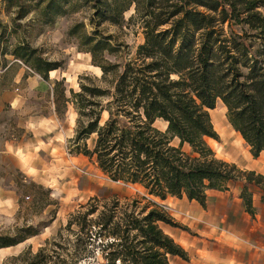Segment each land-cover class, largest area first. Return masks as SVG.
<instances>
[{
	"label": "trees",
	"instance_id": "1",
	"mask_svg": "<svg viewBox=\"0 0 264 264\" xmlns=\"http://www.w3.org/2000/svg\"><path fill=\"white\" fill-rule=\"evenodd\" d=\"M4 2L16 9L14 20L35 12L46 26L78 9L91 11L92 30L77 23L68 36L76 37L78 49L90 55L101 72L100 84L80 76L79 90L69 89L68 97L64 78L50 84L55 112L71 105L77 115L71 141L75 152L93 161L106 178L138 186L161 200L185 197L203 208L208 191H224L242 181L245 212L254 214L249 186L260 188L264 204V176L217 158L206 142L217 139L208 112L221 104L228 124L252 157L264 152V0ZM103 24L133 26L143 41L132 52L113 36L103 35L98 30ZM6 54L44 82L59 68L26 43H17ZM120 55H125L122 62L106 59ZM159 223L174 225L154 203L148 210L136 201L91 198L69 215L64 228L82 247L72 254L74 262L98 264L94 247L102 256L99 264H170L169 257L188 261L187 252ZM37 234L28 227L18 241L0 236V248ZM45 251L40 248L32 264L51 262V257L40 260Z\"/></svg>",
	"mask_w": 264,
	"mask_h": 264
},
{
	"label": "rangeland",
	"instance_id": "2",
	"mask_svg": "<svg viewBox=\"0 0 264 264\" xmlns=\"http://www.w3.org/2000/svg\"><path fill=\"white\" fill-rule=\"evenodd\" d=\"M15 12V8L7 7L4 0H0V236L18 241L28 227L38 234L16 245L0 248V264H32L34 255L43 247L46 251L40 260L52 259L44 264H88L85 260L74 262L72 259V254L82 247L64 227L69 215L91 198H116L121 204L136 201L139 208L147 206L148 210L154 203L172 219L174 225L159 223V227L176 244L183 247L187 240L199 242L198 239H202L204 248L207 251L212 249L217 241L206 235L218 226L216 218L209 216L212 192H208L204 208L185 197L161 200L138 186L110 181L93 161L75 152L71 141L77 115L71 105L62 108L59 114L55 112L50 82L64 78L67 97L69 89L79 90L80 76H88L100 84L97 82L101 77L100 70L92 65L88 53L78 49V39L68 36L70 28L77 23H83L87 32L92 30L88 21L91 11L78 9L76 13L58 18L50 26L42 24L35 12H30L22 20H14ZM261 12L264 13V9ZM131 14L132 9L125 13V21ZM98 30L128 45L132 52L143 41L141 32L133 26L103 24ZM19 42L36 49L43 60L59 66L49 72V82H44L20 61L4 55ZM124 58L125 55L106 56L111 63L122 62ZM108 80H113V76ZM208 113L217 139H207L206 142L215 156L236 165L247 162L252 157L249 147L236 137L237 133L226 120L223 106L218 104ZM45 139L51 144L45 149L48 155L43 151L40 158L36 156L38 166L45 170L42 178L45 184H40L23 173L7 151L14 143L43 148L46 147L42 144ZM86 144L90 149L93 137ZM261 162L264 164L263 159ZM238 226H242L239 221ZM93 254L95 263L103 261L98 248H93ZM201 254L206 256L203 252ZM169 263L200 264L198 260L191 261L189 256L188 261L169 257Z\"/></svg>",
	"mask_w": 264,
	"mask_h": 264
},
{
	"label": "crops",
	"instance_id": "3",
	"mask_svg": "<svg viewBox=\"0 0 264 264\" xmlns=\"http://www.w3.org/2000/svg\"><path fill=\"white\" fill-rule=\"evenodd\" d=\"M42 144L46 147L36 149L34 144L14 143L10 145L7 152L17 162V167L23 173L37 179L40 184H45L42 179L45 170L38 166L36 156L40 158L43 151L48 155V150L45 149H48L51 144L46 139ZM263 155L264 152H261L258 157H251L237 167L252 170L264 176V164L261 162L262 159L264 160ZM242 186L243 182L240 181L230 184L224 191H208L212 192L209 216L216 218L218 226L206 235L213 237L217 242L207 251L201 243L202 239H198L199 242L187 240V245L182 248L188 253L191 261L198 260L200 264H264V204L260 200L261 190L256 186H249L254 208V214L251 216L245 212L240 199ZM194 208L199 211L196 206ZM238 221L242 224L241 227L238 226ZM201 252L206 256H202Z\"/></svg>",
	"mask_w": 264,
	"mask_h": 264
},
{
	"label": "bare ground",
	"instance_id": "4",
	"mask_svg": "<svg viewBox=\"0 0 264 264\" xmlns=\"http://www.w3.org/2000/svg\"><path fill=\"white\" fill-rule=\"evenodd\" d=\"M224 108V107H223ZM236 137L240 140V141H243L241 136L239 134H236Z\"/></svg>",
	"mask_w": 264,
	"mask_h": 264
},
{
	"label": "built area",
	"instance_id": "5",
	"mask_svg": "<svg viewBox=\"0 0 264 264\" xmlns=\"http://www.w3.org/2000/svg\"><path fill=\"white\" fill-rule=\"evenodd\" d=\"M30 70V69H29ZM31 71V70H30Z\"/></svg>",
	"mask_w": 264,
	"mask_h": 264
}]
</instances>
